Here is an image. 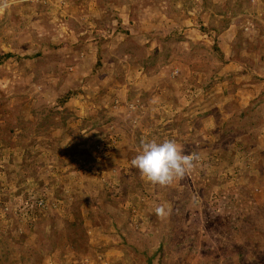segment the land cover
Wrapping results in <instances>:
<instances>
[{"label":"rangeland","instance_id":"obj_1","mask_svg":"<svg viewBox=\"0 0 264 264\" xmlns=\"http://www.w3.org/2000/svg\"><path fill=\"white\" fill-rule=\"evenodd\" d=\"M0 264H264V0H0Z\"/></svg>","mask_w":264,"mask_h":264},{"label":"clouds","instance_id":"obj_2","mask_svg":"<svg viewBox=\"0 0 264 264\" xmlns=\"http://www.w3.org/2000/svg\"><path fill=\"white\" fill-rule=\"evenodd\" d=\"M194 159L193 155L184 154L181 146L173 139H142L131 165L146 182L167 187L183 178L194 167ZM169 211L165 205L155 208L158 217L167 216Z\"/></svg>","mask_w":264,"mask_h":264}]
</instances>
